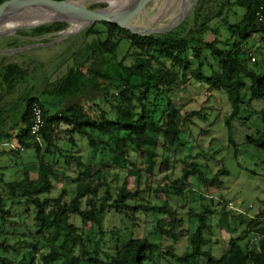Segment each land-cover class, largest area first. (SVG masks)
<instances>
[{"label": "trees", "instance_id": "1", "mask_svg": "<svg viewBox=\"0 0 264 264\" xmlns=\"http://www.w3.org/2000/svg\"><path fill=\"white\" fill-rule=\"evenodd\" d=\"M208 1L196 0L192 15L179 31L170 33L135 35L106 23L89 26L80 43L68 44L63 53L66 58L61 59L56 69L60 70V76L54 80L45 78L38 95L34 93L36 88L30 89L13 103L5 101V97L25 82L28 72L23 66L26 64L0 62V137L5 132L7 135L5 125L10 119L9 127L18 132L17 148L8 153L18 155L22 150H30L35 160L29 166L21 164L16 178L10 182L5 180L6 168L0 167V264H13L7 258L9 254L13 259L21 255L18 264H36L40 252L36 238L41 236L47 240L46 230H52L53 237L40 255V264H161L162 256L174 259L177 264H192L197 258L205 259L202 264H264V225H256L242 236L230 238L229 248L219 258L205 251L208 210L193 214L197 224L188 236V247L180 256L174 253V245L183 233L189 234L187 228H182L181 220H156L150 238L135 236L131 231L124 240L120 228L107 232L104 227L108 217L117 215L135 229L140 214L169 215L167 204L162 202L157 206L141 197L142 191L138 188L127 189L126 178L121 187L106 184L108 172H103V168L92 169V161L81 163L72 155L77 148L75 139L84 138L91 153L109 157L110 165L128 170V175L135 176L136 181L140 177L139 169L152 175L159 149L165 153L176 152L185 147V141L195 144L201 137L193 139L192 128L197 127L196 120L205 121L209 113L185 110L176 101L181 93L197 85L210 92L225 93L231 112L224 126L234 156L238 153L230 124L253 116L259 124L247 143L264 153V110L252 109L253 101L264 102V0H223L213 19L222 21L221 26L233 42L230 48L227 46L230 41L218 39L221 32L208 26L211 19H203L198 24L200 12ZM122 6L125 8L120 7L116 15L132 5ZM239 10L244 11L240 18ZM97 24H102L104 29H96ZM43 27L34 28V35L56 32L65 25ZM211 32L216 37L207 42L205 37ZM251 37L260 38L258 46L247 45ZM122 41L126 42L125 56L117 62L111 56ZM257 50L263 51V59L252 62V54L256 55ZM133 52L135 56L130 58ZM129 58L126 65L124 61ZM70 61L72 65L62 73ZM77 98V103L69 105ZM34 107L40 109L42 119L36 136L30 132ZM18 108H22L20 114ZM62 138L66 140L63 143L66 150L57 144ZM143 157L146 168L141 165ZM59 159L68 168L73 162L77 170L83 168L76 176L74 196L68 202H62L65 190L58 198L50 196L53 182L64 177L56 168ZM168 165L167 156L161 166ZM202 168L188 163L181 170L179 185H185L190 176L197 175L199 182L209 187ZM226 174L225 167H221L211 180L221 184L219 177ZM179 185H171L177 194L181 193ZM103 187L105 190L100 195ZM82 199H85L83 209ZM14 207L23 210L16 219L11 216L18 213H14ZM73 215L80 221L79 228L71 220ZM85 233L89 244L84 243ZM93 237L96 240L91 243ZM162 239L170 243L165 252L160 248Z\"/></svg>", "mask_w": 264, "mask_h": 264}, {"label": "rangeland", "instance_id": "2", "mask_svg": "<svg viewBox=\"0 0 264 264\" xmlns=\"http://www.w3.org/2000/svg\"><path fill=\"white\" fill-rule=\"evenodd\" d=\"M222 2L223 0H209L204 9L200 12L198 24L202 23L203 19H211L208 26L212 30H219L222 35H219L218 39L222 41H230L227 45L230 48L233 42L230 40L231 37L228 35V32H226L221 26L222 21L220 19H213L219 11ZM131 5L133 4L131 3ZM72 6L87 10H97L105 8L108 6V3L92 1ZM120 7L122 9L125 8L124 6ZM195 8L196 0H185L176 13L170 19L165 21L166 18H161L159 12H156L157 9H154L153 6L149 4L147 11L148 18L146 21L142 23L141 19L138 23L141 25L138 28L133 29V26L129 28L138 32H143L149 29L160 31L167 29L180 18L185 17L176 26L164 31L162 34L179 31V27L192 15ZM35 9H37V7L33 8V10ZM17 12L18 11L15 13ZM14 14L8 15L1 20L0 23L12 17ZM48 14L53 13L49 12ZM243 15L244 11L239 10V18ZM51 24H62L65 25V27L62 30L42 35H34L36 34V31L33 30L34 28H31L32 30L23 29L0 38L1 49L5 48L8 42L15 43L16 40V42H18L19 37H32L24 43V46L26 45L24 50H19L9 55H0V62L5 64L9 62L22 65L26 64L23 67L27 68L28 72L25 82H21L17 89L14 90L13 94L6 96L5 101L13 103V101L18 99V96L28 94L30 89L34 88H36L34 93L38 95L41 92L45 78L54 80L59 77L61 74L60 70L57 71L56 69L60 64V61H62L61 59L63 58L64 60V58H66V56H63V53L67 49L68 44L71 45L75 42L80 43L83 40L82 35L84 31L88 28L85 27L60 40L61 35L57 33L68 28L66 23H31L27 27L41 28L43 25L46 27ZM96 29H104V27L102 24H97ZM214 37L216 36L211 32L206 35L205 39L207 42H210ZM90 40L91 39L86 40L85 44H88ZM260 41L259 37H251L247 40V45L251 46L254 44L258 46ZM22 45L17 44V46L21 47ZM220 47L225 48L222 44H220ZM125 48L126 42L122 41L117 52L114 53L111 58L115 59L117 62L122 61L125 56ZM134 56L133 52L130 58H134ZM252 57H254L255 62L258 60L262 61L263 51L257 50L256 55L252 54ZM130 58L124 61L126 65H129ZM68 65H72V62L70 61L65 67H63L62 73L66 71ZM176 101L178 106L184 105L185 110H203L204 114L209 113V117H207L205 121H195L197 127L192 128V137L194 139L201 135L198 140L194 141L196 142L195 144H193V141L190 143V141L187 140L185 141V147L178 149L176 152L170 151L169 153H165L162 149L157 151L158 154H156L157 158L153 167L152 175H149L145 169H139L138 172L140 177L138 181H136L135 176L128 175V170H119L118 168H114L112 164L110 165L109 157L104 158L100 156L99 153H91L84 138L75 139L77 148L72 155L76 156L81 163H85L86 160L92 161V169L103 168V172H108L109 177L106 179V184H110L112 187H121L126 178L127 189L134 191L138 188V190L142 191L140 195L141 197L148 199L157 206L162 205V202H166L167 204L169 215L163 216L162 214H157L154 216L149 213L145 217L140 214L137 216V226L135 229L132 228L130 222L126 220L122 221V218L117 215L115 218L108 217L104 227L107 232L111 230L116 232L118 228H120L121 232L123 231L125 235L124 240L128 239L131 231L134 232L135 236H146L150 238V233L152 232L156 220H181L183 222L182 228H187L189 234L183 233L174 245V253L177 256H180L188 247V236L192 233L197 224L193 214H200L208 210L207 224L209 228L205 232L207 244L205 245L204 250L210 252L215 258H219L229 248L228 242L230 238L242 236L246 231L252 230L256 225H264V214L260 215V213L264 211V153L247 143L248 137L254 136L259 121L256 116H253L247 121L233 120L231 122V137L237 146L238 153L235 157L234 149L228 145L227 129L224 126V120L231 112V107L225 93L210 92L204 86L197 85L195 88L191 87L187 92L181 93L176 98ZM85 108H87V106H85ZM18 109H20V114L22 108ZM252 109L258 111L264 110V102L253 101ZM19 114H17V116ZM9 120L10 119L7 120L5 125V131L7 132L9 130ZM203 131H208L209 133L202 134ZM5 134L3 135V141L6 137ZM65 141L66 140L62 138L57 143L64 150H66L65 146H63ZM2 145L5 149L0 151V167L2 166L3 168H6L5 180L10 182L12 179L14 180L16 178V170L18 167L22 168L23 165L29 166L35 160L34 156H32V151L30 150H22L18 155L8 153L9 150L17 146V142L15 141H13L12 144L3 142ZM199 149H201L203 155H200ZM167 156L169 165L164 168L161 166V162ZM59 161L60 162L56 168L64 173V177H58L53 182V190L51 191L50 196L53 199L58 198L61 192L65 190L62 202H68L74 196L76 176L83 168L77 170L75 162H73L71 167L68 168L62 164L61 159H59ZM145 161L146 158L143 157L141 165L144 168H146ZM188 163H196L199 166H203V177L206 178L209 187L199 182L197 175L190 176L185 185H179L181 170L185 168ZM206 164L209 167L205 168ZM221 167H225L227 174L220 176L219 180L221 181V184H217L211 179ZM14 173L16 174L13 178ZM116 174L119 175L118 178H115ZM31 176L34 177V175ZM173 183H177V185L180 186V194H177L172 188L171 185ZM104 190L105 187L100 190V195ZM84 200L85 199H82L81 201L82 209L85 207ZM14 208V213L16 211H18V213L14 215L11 214V216L16 219L21 216L23 210L18 209V207ZM29 215L31 216L30 212ZM74 216L75 215L71 216V220L75 226L79 228L80 221L77 216ZM251 221H254V223L251 224ZM44 235L47 240L43 239L41 236L36 238V241L40 242L38 246L40 252L37 255L36 264H40V255L47 250L45 248L50 244L53 237V231L46 230ZM86 236L88 235L85 233L83 235L84 243L89 244L87 242L88 237ZM93 240L94 241L91 243H94L96 238L93 237ZM10 242L13 243L14 241L10 240ZM169 245L170 243L164 239L160 242V248L163 252H165ZM7 258L13 264H18L21 255H18L16 259H13L12 255L9 254L7 255ZM204 260V258H197L192 260L191 263L202 264ZM161 264H177V262L170 257L167 258L162 256Z\"/></svg>", "mask_w": 264, "mask_h": 264}, {"label": "bare ground", "instance_id": "3", "mask_svg": "<svg viewBox=\"0 0 264 264\" xmlns=\"http://www.w3.org/2000/svg\"><path fill=\"white\" fill-rule=\"evenodd\" d=\"M70 7L69 8H61L58 6L51 5L50 2H44V5H38V3H29V2H20L18 1L19 6L15 9H18L17 13H15L12 17L6 19L4 22L2 21L0 24V37L7 36L13 33L17 29L27 27L31 23H66L68 28L64 31L58 32L57 34L61 35L60 40L66 38L70 34L80 31L85 27L90 25V20L87 18L86 14L80 12L77 8L73 7L72 5H76L79 3L84 2H92V1H101L104 3H108V6L102 9H97L100 15L106 16L113 20L119 21L123 24H130L129 27L133 26V29L138 28L141 24H138L139 21L142 19V23L146 21L148 18L147 11L148 6L151 4L153 8L157 9V13L161 18H166L165 21L170 19L179 7L184 3L185 0H149L146 6L142 9V11L137 15L136 19L130 20L134 14L135 9L137 8L140 0H66ZM31 2V1H30ZM23 3V4H21ZM124 3H132L133 5L127 9L124 13L116 15L117 10L122 6ZM113 4V5H110ZM34 7L37 9L33 10ZM33 10V11H32ZM87 10V9H86ZM123 10V9H122ZM31 11V12H30ZM52 12L53 14H48ZM13 12H9L8 15L12 14ZM0 19L3 20L5 17ZM185 17L180 18L176 23L171 25L165 30L166 31L170 28H173L178 23H180ZM164 21V22H165ZM159 30L149 29L143 32L134 31L141 34L153 33ZM52 35V34H50ZM58 40V41H60Z\"/></svg>", "mask_w": 264, "mask_h": 264}, {"label": "water", "instance_id": "4", "mask_svg": "<svg viewBox=\"0 0 264 264\" xmlns=\"http://www.w3.org/2000/svg\"><path fill=\"white\" fill-rule=\"evenodd\" d=\"M18 1L20 2H29V3H38V5H44L43 3L44 2H50L51 5H54V6H58V7H61V8H69L70 5L69 3L66 1V0H3L1 3H0V19L3 18L4 16L8 15V13L11 11L13 12L12 14H14L18 9H15L17 6H19L18 4ZM31 1V2H30ZM149 2V0H140L137 8L135 9L134 11V14L132 16V18L130 19L131 21L134 19H136L137 15L142 11V9L146 6V4ZM23 4V3H21ZM77 12L78 10L80 12H83L86 14L87 18L90 20V25H93L95 23H106V24H109V25H115V26H118L119 28L125 30V31H128L132 34H135V35H151V34H162L164 31H156V32H153V33H147V34H141V33H137V32H134L132 29L129 28V25L131 24H123L119 21H116V20H113L111 18H108L106 16H103V15H100L98 12H96L97 10L96 9H81V8H77L76 9ZM88 26V27H89ZM31 28H35V27H25V28H21V29H17L15 30L14 32L16 31H19V30H23V29H31ZM13 32V33H14ZM4 37V36H3ZM2 38V37H0ZM102 94V92H101ZM79 101V99H75L74 102L70 101L69 102V105H72L73 103H77Z\"/></svg>", "mask_w": 264, "mask_h": 264}, {"label": "crops", "instance_id": "5", "mask_svg": "<svg viewBox=\"0 0 264 264\" xmlns=\"http://www.w3.org/2000/svg\"><path fill=\"white\" fill-rule=\"evenodd\" d=\"M31 38L30 37L25 38V36H23V37H19L18 42H16L17 40L15 41V43L14 42H10V43L8 42L6 44L5 48L0 49V55H4V54L9 55V54L15 53L19 50H24L26 47V45L24 46V43L26 41L30 40ZM17 44H19V45L23 44V45L21 47V46H17ZM14 48H17V49H14ZM7 59H9V58H7ZM6 64H14V65H18V66L22 65V64H16V63H10V62L6 63ZM8 129L9 130H8L7 135L5 134L6 135L5 140L3 141V135L0 137V151L5 149L4 146L2 145L3 142H8L9 144L10 143L12 144L13 141L17 142V140H16L17 129L16 128L12 129V126H10Z\"/></svg>", "mask_w": 264, "mask_h": 264}, {"label": "built area", "instance_id": "6", "mask_svg": "<svg viewBox=\"0 0 264 264\" xmlns=\"http://www.w3.org/2000/svg\"><path fill=\"white\" fill-rule=\"evenodd\" d=\"M251 61L252 62L255 61L254 57H251ZM41 124H42L41 111L38 107H34L33 108V118L31 120V127H30L31 135L36 136Z\"/></svg>", "mask_w": 264, "mask_h": 264}]
</instances>
